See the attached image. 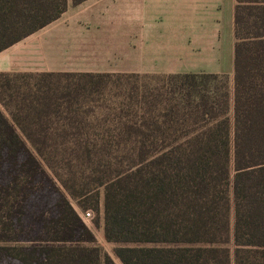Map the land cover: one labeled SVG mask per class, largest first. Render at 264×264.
<instances>
[{
    "label": "trees",
    "instance_id": "16d2710c",
    "mask_svg": "<svg viewBox=\"0 0 264 264\" xmlns=\"http://www.w3.org/2000/svg\"><path fill=\"white\" fill-rule=\"evenodd\" d=\"M67 2L0 0V50ZM233 32L232 86L176 72L106 95L138 74L0 71V264H113L72 200L102 211L122 264H264V0H235ZM41 161L66 195L37 185ZM31 222L76 242L16 247Z\"/></svg>",
    "mask_w": 264,
    "mask_h": 264
},
{
    "label": "crops",
    "instance_id": "0c3cea01",
    "mask_svg": "<svg viewBox=\"0 0 264 264\" xmlns=\"http://www.w3.org/2000/svg\"><path fill=\"white\" fill-rule=\"evenodd\" d=\"M0 50V71L232 72L235 0H67Z\"/></svg>",
    "mask_w": 264,
    "mask_h": 264
},
{
    "label": "rangeland",
    "instance_id": "374dc122",
    "mask_svg": "<svg viewBox=\"0 0 264 264\" xmlns=\"http://www.w3.org/2000/svg\"><path fill=\"white\" fill-rule=\"evenodd\" d=\"M227 74V81L229 86H232L233 81V73L232 72H222ZM220 72V74H222ZM60 79L61 83H66V81L73 79H78L77 76H70V78H65L64 76ZM58 78V77H53ZM59 79V78H58ZM169 81L168 74L160 73V74H142V75H111L109 77H104L103 80L100 82V84L104 87L106 95H111L112 92H126L131 87H137L136 89L139 90V92L145 88H150L153 86H158L162 83H166ZM217 81L219 83L222 82V76H219L217 78ZM37 185L41 186V189H49V191L52 193V201L56 200L57 196H59L60 193L65 194V191L59 184V182L56 180L54 176L50 173V171L46 168V166L41 161V166L39 168V172L37 175ZM66 195V194H65ZM72 203L74 207L77 209L78 213L81 214L82 211H85L87 209L90 210L91 214L88 218H82L84 223L92 230L95 238H96V244L100 247L103 254H108L111 258V262L113 264H122L120 259L114 254L113 247L114 243L111 241L106 240L103 233V219H102V211H99L98 213L95 212L91 208H81L74 200H72ZM51 206V205H49ZM42 214L47 216L51 211L50 208H43ZM95 219H98V224H95ZM31 225L33 227H28L29 231L26 232L25 237L20 239L18 242H14L13 244L16 245V247L22 246V249L30 248L33 246H40L42 248H46L48 246L53 247H59L61 245L67 246L70 244H75L76 241H62V240H50V239H42L41 236H39V232L42 227H39L34 224V222H31ZM30 228H34L33 230H30ZM51 235V233H48ZM17 254V252L15 251ZM19 255V253H18ZM18 255H8V263L7 264H20V259L18 258ZM102 264H105V260H103Z\"/></svg>",
    "mask_w": 264,
    "mask_h": 264
},
{
    "label": "built area",
    "instance_id": "2783aa9c",
    "mask_svg": "<svg viewBox=\"0 0 264 264\" xmlns=\"http://www.w3.org/2000/svg\"><path fill=\"white\" fill-rule=\"evenodd\" d=\"M91 212L89 209L85 210V211H82V213L80 214V216L82 218H88L90 216Z\"/></svg>",
    "mask_w": 264,
    "mask_h": 264
}]
</instances>
